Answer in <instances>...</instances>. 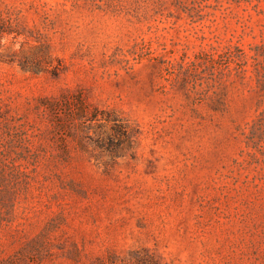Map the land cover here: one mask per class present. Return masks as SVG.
<instances>
[{
    "label": "rangeland",
    "instance_id": "1",
    "mask_svg": "<svg viewBox=\"0 0 264 264\" xmlns=\"http://www.w3.org/2000/svg\"><path fill=\"white\" fill-rule=\"evenodd\" d=\"M258 71L264 0H0V264H264Z\"/></svg>",
    "mask_w": 264,
    "mask_h": 264
},
{
    "label": "trees",
    "instance_id": "2",
    "mask_svg": "<svg viewBox=\"0 0 264 264\" xmlns=\"http://www.w3.org/2000/svg\"><path fill=\"white\" fill-rule=\"evenodd\" d=\"M253 59H254L255 62H258V59L256 57L253 58ZM237 65H238V67H237L238 73L246 74V72H248V69L246 68L247 62H246V64L239 63ZM256 81H257V85L260 88V90L262 92H264V76H263V74L260 71H258L257 74H256ZM95 112L97 114L99 112V110H96ZM103 113H105V112H103ZM96 117H98V114L95 116V118ZM263 118H264V115H263ZM102 120L108 122L109 118L104 116L102 118ZM114 135H119L120 136V138L117 141L118 145L125 144L128 141V135H129L128 132L126 130L123 132L119 124H117L115 126V134ZM110 145H111V147L113 146V148H112L113 150L112 151H114V149H118L117 145L115 147H114V144H112V143ZM150 263L151 264H158L154 259H152L150 261Z\"/></svg>",
    "mask_w": 264,
    "mask_h": 264
}]
</instances>
